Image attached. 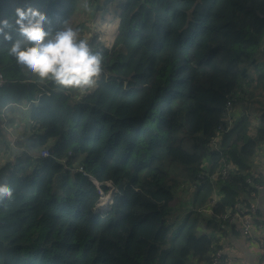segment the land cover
I'll return each instance as SVG.
<instances>
[{"label": "trees", "instance_id": "16d2710c", "mask_svg": "<svg viewBox=\"0 0 264 264\" xmlns=\"http://www.w3.org/2000/svg\"><path fill=\"white\" fill-rule=\"evenodd\" d=\"M89 5V18L119 21L111 46L89 35L104 72L82 93L39 83L0 42V180L15 190L0 205V264H210L223 214L249 206L262 182L252 168L264 144V0ZM29 6L52 31L77 10L0 0V20ZM94 180L114 189L103 210Z\"/></svg>", "mask_w": 264, "mask_h": 264}, {"label": "clouds", "instance_id": "9594fccd", "mask_svg": "<svg viewBox=\"0 0 264 264\" xmlns=\"http://www.w3.org/2000/svg\"><path fill=\"white\" fill-rule=\"evenodd\" d=\"M15 16L14 21L0 20V42H8V55L21 70L41 84L63 90L82 93L96 84L104 72V55L93 50L90 38L83 37L79 27L69 26L65 21L52 31L46 27L50 25L46 14L30 6L16 8ZM14 191L6 178L0 180V205L12 201Z\"/></svg>", "mask_w": 264, "mask_h": 264}, {"label": "built area", "instance_id": "2783aa9c", "mask_svg": "<svg viewBox=\"0 0 264 264\" xmlns=\"http://www.w3.org/2000/svg\"><path fill=\"white\" fill-rule=\"evenodd\" d=\"M3 82H4V77L2 73H0V85L3 84ZM231 103H232L231 101L228 102L229 107H231ZM219 129H221V127ZM219 137L220 134L218 132L212 141V145L216 149H218ZM49 153L50 152L48 149H43L40 152V155L45 157L48 156ZM228 167H230V163H227L225 167L222 169L221 172L222 175L226 176L228 174ZM247 180L248 182L253 181L251 177L248 178ZM94 182L98 188L99 193L101 194V198L105 197V193L100 187L99 182L96 180H94ZM108 184L111 185V183ZM255 186L258 190L263 188L262 183H256ZM112 191H114V189H112ZM106 202L108 205V201ZM103 208L104 207L101 208L98 207L97 210ZM257 212H258V204L255 203L254 201H251V203L247 207L242 202H238L236 203L234 208H230L225 214H223L222 218L227 222L228 225L235 224L241 227V230L245 235V237L248 238L249 241H253L255 244L258 245L259 251L261 253L259 264H264V239L255 232V228H256L255 217ZM210 264H243V263L229 256L226 253L225 249L222 246H220L214 249L211 256Z\"/></svg>", "mask_w": 264, "mask_h": 264}, {"label": "crops", "instance_id": "0c3cea01", "mask_svg": "<svg viewBox=\"0 0 264 264\" xmlns=\"http://www.w3.org/2000/svg\"><path fill=\"white\" fill-rule=\"evenodd\" d=\"M252 170L262 179L263 188L254 196L258 204V212L255 217V232L264 239V144H262L255 156ZM228 225V231L221 238V246L226 253L243 264H259L261 253L258 245L249 241L243 234L241 227L234 224Z\"/></svg>", "mask_w": 264, "mask_h": 264}, {"label": "rangeland", "instance_id": "374dc122", "mask_svg": "<svg viewBox=\"0 0 264 264\" xmlns=\"http://www.w3.org/2000/svg\"><path fill=\"white\" fill-rule=\"evenodd\" d=\"M77 3V10L76 13L73 17V24L72 26L74 27L75 25H82V26H91V30H86V32L83 34V37H89V35L93 34L94 31H97L98 34L101 36V38L103 39V41L106 42L107 45L111 46L112 42L114 40V34H115V29L118 25V17H115V15H111V14H106L105 18L102 17L100 12H96L93 14H91V16L93 17L92 19L89 18V13L88 11L86 12V8H91V6L89 5V0H76ZM112 6H114V12L116 14H118L119 12V2H115ZM89 18V19H88ZM77 27V26H76ZM84 32V30H83ZM4 82H5V78H4ZM3 82V83H4ZM258 92V91H257ZM251 118H254V116L252 115ZM13 133H16V130H14ZM15 136V134H14ZM7 158L5 157H1L0 158V165H2L4 162H6ZM113 193V191H110L109 193L105 194V197L107 196L108 199L111 200V194ZM185 200L188 199L187 195L185 194L183 197ZM107 200V199H106ZM109 200V201H110ZM101 201V200H100ZM100 204H102L100 202ZM107 205V202L105 201V206ZM99 207H103L102 205H99ZM107 207V206H106ZM202 219V217H200Z\"/></svg>", "mask_w": 264, "mask_h": 264}, {"label": "water", "instance_id": "95a60500", "mask_svg": "<svg viewBox=\"0 0 264 264\" xmlns=\"http://www.w3.org/2000/svg\"><path fill=\"white\" fill-rule=\"evenodd\" d=\"M263 49H264V46H263ZM21 152H22V149H20V148H18L16 146H13V153H14V155L20 154ZM112 195H113V193L111 194V199H112Z\"/></svg>", "mask_w": 264, "mask_h": 264}, {"label": "bare ground", "instance_id": "6f19581e", "mask_svg": "<svg viewBox=\"0 0 264 264\" xmlns=\"http://www.w3.org/2000/svg\"><path fill=\"white\" fill-rule=\"evenodd\" d=\"M106 199L108 200V197H107V196H106V197H103V198L101 199V201H100V202L102 203L101 205H102L103 207H105V201H107ZM99 208H100V207H99Z\"/></svg>", "mask_w": 264, "mask_h": 264}]
</instances>
